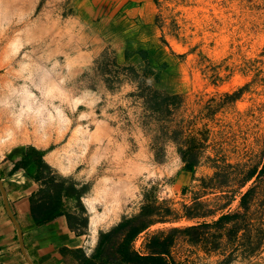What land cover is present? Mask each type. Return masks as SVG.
Returning <instances> with one entry per match:
<instances>
[{
	"label": "rangeland",
	"instance_id": "rangeland-1",
	"mask_svg": "<svg viewBox=\"0 0 264 264\" xmlns=\"http://www.w3.org/2000/svg\"><path fill=\"white\" fill-rule=\"evenodd\" d=\"M38 158L93 264L138 226L165 264H264V0H0V160Z\"/></svg>",
	"mask_w": 264,
	"mask_h": 264
},
{
	"label": "crops",
	"instance_id": "crops-1",
	"mask_svg": "<svg viewBox=\"0 0 264 264\" xmlns=\"http://www.w3.org/2000/svg\"><path fill=\"white\" fill-rule=\"evenodd\" d=\"M18 160H0V182L5 191L9 209L21 232L23 250L32 264H78L75 254L89 259L93 249L95 224L82 233L68 226L66 215L36 219L32 214V201L38 191L39 181L17 167ZM84 197L80 199L88 211ZM95 220V218H94ZM96 221V220H95ZM95 223V222H94ZM0 263L28 264L19 245L15 224L8 215L0 190Z\"/></svg>",
	"mask_w": 264,
	"mask_h": 264
},
{
	"label": "trees",
	"instance_id": "trees-1",
	"mask_svg": "<svg viewBox=\"0 0 264 264\" xmlns=\"http://www.w3.org/2000/svg\"><path fill=\"white\" fill-rule=\"evenodd\" d=\"M32 156L37 155V152L34 150H30ZM31 156V155H30ZM48 167L41 161L40 158L37 160H31L28 161L22 169L26 172L28 175H34L35 180L39 181L41 180L42 171L44 169H47ZM253 175H250V178ZM54 200H46V201H32V214L34 218L38 219H46L48 217L52 216H58L60 213L56 210ZM144 214H141L140 217H142ZM67 218V216H66ZM228 219L227 216H222L219 219V222H222L223 220ZM137 218L132 220H126L123 222V224H128L136 221ZM144 228L142 226H138L135 228L130 229V231L127 233L124 242L120 245V247L117 250V253L119 254L118 263L119 264H165L163 261L161 255L164 254L161 253H151L147 256H141L136 252H133L128 247V244L132 241L134 237H136ZM152 242H157V244L160 246L164 245V242L159 243V240H153ZM86 264H93L89 259H84ZM103 264H108L107 262L102 259Z\"/></svg>",
	"mask_w": 264,
	"mask_h": 264
},
{
	"label": "water",
	"instance_id": "water-1",
	"mask_svg": "<svg viewBox=\"0 0 264 264\" xmlns=\"http://www.w3.org/2000/svg\"><path fill=\"white\" fill-rule=\"evenodd\" d=\"M0 190H1V192H2V198H3V202H4L5 209H6L7 213H8V215L10 216L11 220H12L13 223L15 224V227H16V229H17V231H18V235H19V245H20L21 251H22V253H23V256H24V258H25V260L27 261L28 264H32V263L28 260L26 254H25V252H24V250H23V244H22V239H21V232H20V229H19V227H18V224L16 223V221H15L14 217L12 216V213H11V211H10V209H9L8 202H7V200H6L5 191H4L3 187H2L1 182H0Z\"/></svg>",
	"mask_w": 264,
	"mask_h": 264
},
{
	"label": "bare ground",
	"instance_id": "bare-ground-1",
	"mask_svg": "<svg viewBox=\"0 0 264 264\" xmlns=\"http://www.w3.org/2000/svg\"><path fill=\"white\" fill-rule=\"evenodd\" d=\"M97 195H95V197H96ZM90 201V200H89ZM88 206H89V209L91 210V209H93L92 208V204H90V203H88ZM94 217V216H93ZM96 217V216H95ZM96 219V218H95ZM94 222H95V220L93 219L92 220V226H94L93 224H94Z\"/></svg>",
	"mask_w": 264,
	"mask_h": 264
}]
</instances>
